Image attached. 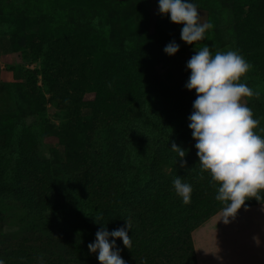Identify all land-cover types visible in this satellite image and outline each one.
<instances>
[{"label":"trees","instance_id":"1","mask_svg":"<svg viewBox=\"0 0 264 264\" xmlns=\"http://www.w3.org/2000/svg\"><path fill=\"white\" fill-rule=\"evenodd\" d=\"M14 1L15 7L33 15L39 27L36 33L41 43L30 44L28 50L32 60L41 63L43 88L51 93L54 85L48 78L52 71L66 73L73 82H66L62 89L65 105L56 137L61 134L64 142L68 131H77L78 137L63 159L61 182L44 174L43 167L31 172L21 163L9 171L0 160V211L9 207V199L22 202L30 217L20 223L32 232L26 237L0 232V259L4 264H99L96 254L88 250L97 231L103 225L111 232L129 221L131 247L116 241L125 264H197L191 234L223 205L215 199L217 186L200 171L188 127L196 93L185 85L164 86L156 80L155 67L168 59L164 47H157L148 36L140 44L135 39V47L128 51L109 47V35L120 26L118 14L128 5L127 0ZM43 11L50 12L47 19L55 18L60 30L51 26L55 24L42 23L39 16ZM156 22L161 20L157 17ZM47 25L57 34L48 33ZM244 25L246 36L239 40L236 52L251 65L247 77L264 84V24L248 19ZM171 32L176 33V27ZM71 45L75 56L88 57L79 68L65 64L73 57ZM29 104L34 114H42L36 102ZM244 104L260 120L255 131L264 136L260 132L264 129V91L256 103L249 105L244 98ZM138 119H142L140 124ZM11 140V121L5 118L0 122L2 155L10 149ZM128 144L144 146L148 151L145 158L137 157L146 161H154L159 151L172 144L184 150L185 157L180 161L171 150V161L158 165V179L148 170L129 177L124 163ZM34 145L31 132L24 130L17 148L26 164L27 159L30 164L41 163ZM168 168L171 185L162 182L161 171ZM176 176L192 186L187 205L173 188ZM262 203L264 198H252L244 207ZM96 217L102 218L100 224Z\"/></svg>","mask_w":264,"mask_h":264},{"label":"rangeland","instance_id":"2","mask_svg":"<svg viewBox=\"0 0 264 264\" xmlns=\"http://www.w3.org/2000/svg\"><path fill=\"white\" fill-rule=\"evenodd\" d=\"M127 1L128 5L118 14L120 26L116 27V30L109 35V47L127 50L135 47V39L136 43L140 44L141 40L147 36L157 42V47L165 48L169 43L175 41L179 45V52L175 56H168L166 62L157 65L154 71L157 82L164 86L186 85L191 74L186 69V64L195 55L194 50H199L206 45L213 55L217 51H236L235 47L239 44V40L246 36L244 31L246 20L264 24V0H192L197 5L202 22H210L213 27L205 33L203 40L194 45H187L180 39L182 25H175L170 22L168 17L159 15L158 0ZM49 13L43 11L39 19L45 24H55L51 26L60 30L61 27L56 25L55 18L47 19ZM157 17L161 20L160 23L156 22ZM32 18L34 19L33 15H29L25 9L20 6L15 7L14 0H0V122L6 118L11 121L12 126L10 149L5 151V159L2 158L4 150L0 149V160L2 164L8 165L9 171L21 163L31 172L43 167L44 174L57 183L61 182V166L67 149L78 137L77 131H68L65 141L62 142L59 138L61 134L58 137L55 134L59 132L61 109L65 105L61 100L64 97L62 89L67 87L66 82H73L67 79L66 73L52 71L51 77L48 78L54 85L51 93L43 88L41 63L33 61L28 50L30 44L41 43L40 35L38 32L36 33L39 27L34 24ZM114 24L118 25L116 22ZM173 27H176V33L171 32ZM44 28L50 34L51 32L57 34L56 29L51 28L50 25ZM21 34H24V38L20 37ZM107 48L106 45L105 49ZM73 50L74 46L71 45L70 55L73 57L65 64L73 63L74 67L79 68L83 61L88 60V57L78 58L74 55ZM30 73L35 76H31ZM241 82L246 83L248 87L258 93L251 98H245L246 102L249 105L256 103L263 94L264 84L257 79L247 77V75L242 78ZM29 102H36L38 110H42V114H34ZM242 102L244 103V99ZM141 121L142 119H138L139 124ZM24 130L30 131L34 138V154L38 162H41L38 165H35L36 161L30 164L28 159L26 164L20 157L17 141ZM128 148L129 152L124 157V163L125 171L129 177L148 170L153 171V176L158 179L160 177L158 165L171 161L169 146H166L164 151H159L155 155L156 159L152 162L143 160L145 158L143 154L148 152L144 146L137 148L128 144ZM135 148L137 149L134 150ZM139 154L143 159L137 157ZM149 164H153L152 169ZM170 172V168L165 172L161 171V175L165 176L163 184L171 185L170 176L166 177ZM6 179L11 182V175L7 174ZM133 179L141 181L137 177ZM169 198L171 200V196ZM9 200L6 204L9 207L0 211V232L2 234L17 233L19 237L32 234L28 228L22 227L21 223L23 222L20 221V219L27 220L30 217V211L23 209L22 202Z\"/></svg>","mask_w":264,"mask_h":264},{"label":"clouds","instance_id":"3","mask_svg":"<svg viewBox=\"0 0 264 264\" xmlns=\"http://www.w3.org/2000/svg\"><path fill=\"white\" fill-rule=\"evenodd\" d=\"M157 7L159 15L168 17L175 25H182L180 39L187 45L203 40L205 33L213 27L210 22H202L192 0H158ZM179 50L175 41L164 48L169 57ZM194 51L195 55L186 64L191 74L185 87L196 93L188 127L195 141L200 171L207 173L217 186L215 199L223 205L218 222L227 225L247 200L264 198L261 195L264 193V136L255 131L260 120L254 118L252 110L242 102L258 93L241 82L251 65L238 52L217 51L213 55L206 45ZM170 149L178 154V160L183 161L184 150L176 144ZM172 183L182 203L189 204L193 191L191 184L178 176ZM101 219L96 217V223L100 224ZM129 231V221L111 232L102 225L88 250L96 254L99 264H125L116 241L121 240L125 248L131 247ZM0 264H4L2 259Z\"/></svg>","mask_w":264,"mask_h":264},{"label":"crops","instance_id":"4","mask_svg":"<svg viewBox=\"0 0 264 264\" xmlns=\"http://www.w3.org/2000/svg\"><path fill=\"white\" fill-rule=\"evenodd\" d=\"M219 212L191 234L197 264H264V203L242 207L227 225Z\"/></svg>","mask_w":264,"mask_h":264}]
</instances>
